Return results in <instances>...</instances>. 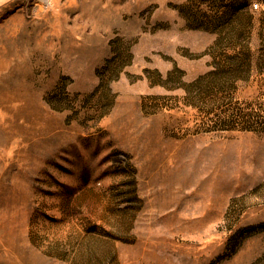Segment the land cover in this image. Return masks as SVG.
<instances>
[{"label":"rangeland","instance_id":"374dc122","mask_svg":"<svg viewBox=\"0 0 264 264\" xmlns=\"http://www.w3.org/2000/svg\"><path fill=\"white\" fill-rule=\"evenodd\" d=\"M0 264H264V0H0Z\"/></svg>","mask_w":264,"mask_h":264},{"label":"built area","instance_id":"2783aa9c","mask_svg":"<svg viewBox=\"0 0 264 264\" xmlns=\"http://www.w3.org/2000/svg\"><path fill=\"white\" fill-rule=\"evenodd\" d=\"M258 3H256V5H257Z\"/></svg>","mask_w":264,"mask_h":264}]
</instances>
